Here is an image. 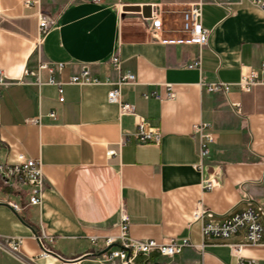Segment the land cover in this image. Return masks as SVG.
<instances>
[{
    "label": "crops",
    "instance_id": "0c3cea01",
    "mask_svg": "<svg viewBox=\"0 0 264 264\" xmlns=\"http://www.w3.org/2000/svg\"><path fill=\"white\" fill-rule=\"evenodd\" d=\"M196 2L208 41L176 43L187 37L183 11ZM39 14L54 22L41 59L65 64L56 77L86 66L114 80L118 74L109 60L118 55L121 69L135 75V83L120 89L135 115L119 116L105 84L65 85L59 102L56 86L31 83L23 73L36 64ZM154 19L159 29L152 27ZM197 58L200 67H189ZM262 63L264 10L249 0H0V67L10 83L0 86V162L24 152L41 162L45 179L41 204L30 206L25 190L14 191L0 178V236L20 237L23 254L19 259L0 251V264H118L92 254L104 250L105 236L117 234L121 210L133 238H187L201 247H185L171 258L138 256L135 264H238L232 243L243 244L242 257L264 264V245L245 244L241 232L203 237L202 221L192 218L197 207L222 221L264 203ZM249 70L262 82L242 91L237 83ZM211 83L228 90L208 91ZM167 85L173 98L165 97ZM138 118L160 132L158 143L135 140ZM200 122L215 133L205 163L206 175L217 177L212 189L202 187L194 166L193 125ZM109 150L115 153L109 156ZM8 202L18 203L21 212ZM40 226L53 235L52 248L64 260L38 257L34 236Z\"/></svg>",
    "mask_w": 264,
    "mask_h": 264
},
{
    "label": "built area",
    "instance_id": "2783aa9c",
    "mask_svg": "<svg viewBox=\"0 0 264 264\" xmlns=\"http://www.w3.org/2000/svg\"><path fill=\"white\" fill-rule=\"evenodd\" d=\"M38 4L42 0H36ZM102 0H92V2L100 3ZM256 7L264 10V0H249ZM29 4L30 1H27ZM40 15L38 22L37 40L34 46V53L36 57V64L32 68H26L24 75L32 78L31 83L40 87L42 85H54L57 88L58 101L63 102V87L65 85H92L105 84L110 86L107 92V101L118 106L119 116L135 115L134 106L130 103L124 102L120 98V89L123 85L135 83V75L129 71L121 69V61L118 55H113L109 62L113 70L118 74L116 79H111L108 76L97 77L93 75L86 66L70 74L67 78H57L56 75H61L65 64L64 63H49L41 59V46L43 38L50 27L54 24L45 16ZM182 29L187 33L186 38L174 40L176 43L196 44L202 46L208 41V31L202 28L200 23L201 18V3H191L187 9L183 11ZM160 20H152V27L156 30L160 28ZM166 41V40H165ZM170 42V41H166ZM189 67H200V59L192 61ZM261 71L264 70V63L261 64ZM46 74V77H43ZM257 71L249 70L241 74V78L237 86L242 91H250V89L261 83ZM10 84L0 67V86ZM208 91H227L228 85L223 83H211L207 87ZM152 95L161 99L162 95L153 92ZM149 93L143 94L144 98H148ZM166 98H173L174 92L170 85H167ZM53 116V112H50ZM193 133L198 141V163L195 168L202 176V187L204 189H212L217 185L216 175H206V161L210 158L209 146L215 141V133L210 129L207 122H200L193 125ZM129 135V134H126ZM136 141L158 143L161 137L160 132L151 127L143 118H138L136 121V130L131 134ZM128 139V138H127ZM126 140V139H125ZM125 141L121 142V145ZM114 150H109L107 155H113ZM0 178L6 186L11 187L14 191L25 190L27 205L39 206L42 202L43 192L45 188V179L41 170V162L34 159L24 152H19L14 155L11 160L0 162ZM9 206L15 212H21L22 207L16 202H8ZM264 216V203L254 207H248L239 210L222 221H217L213 218L210 211L202 207H197L193 213L194 220L202 221L201 234L203 237H218L227 239L237 233H243L244 243L249 245H264V223L262 217ZM129 217L121 210L118 217V232L115 235H108L104 237V250L93 251L95 257L103 261L114 262L118 264H135V259L138 256H148L151 253H157L161 257L171 258L179 253L185 247H194L201 250V247L194 245L189 239L184 238L180 241L170 238L164 242H158L153 239H136L130 236L128 232ZM39 253L38 257L55 256L60 260L64 258L57 253L52 245L54 243L53 235L47 233L42 226L39 227V232L35 234ZM95 236L91 237L94 243ZM241 243L228 244L233 253L237 255L238 264H257L254 258H244L240 255ZM22 239L20 237L0 236V251L11 254L19 259L23 258L21 251Z\"/></svg>",
    "mask_w": 264,
    "mask_h": 264
}]
</instances>
